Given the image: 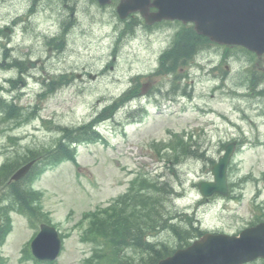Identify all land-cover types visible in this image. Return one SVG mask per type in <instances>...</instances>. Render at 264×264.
I'll use <instances>...</instances> for the list:
<instances>
[{
    "label": "rangeland",
    "instance_id": "1",
    "mask_svg": "<svg viewBox=\"0 0 264 264\" xmlns=\"http://www.w3.org/2000/svg\"><path fill=\"white\" fill-rule=\"evenodd\" d=\"M31 5L36 11L29 10ZM116 5L101 6L93 0H76V10L72 12L69 7L65 9L63 0H42L37 4L33 0H0V29L3 28L5 32H0V61L5 53L8 62L26 55L33 58L51 56L53 58L44 73L46 79L51 76L58 78V71H87L97 75L95 79L88 75L76 78L74 85L58 90L46 101H41L45 104L44 109L38 117L15 128L19 138L13 141L8 136L9 128L5 130L0 123V150L7 141L9 149L17 154H24L31 148L44 157L49 155L51 149H56V143L62 137L56 125L74 126L90 119L131 86L139 83L143 86L149 77L152 86L148 93L158 92L159 88L165 91L172 85L175 75L154 72L161 66L162 52L172 45L178 25L161 26L152 32L140 28L118 41L130 17L120 19ZM64 20H74L75 26L66 34L63 51L49 54L47 35L50 32L59 33ZM203 45L209 47L203 48L194 60L201 62L205 68L181 66L178 69L181 89L186 84L187 91L191 87L189 91L192 95L181 98L180 102L169 103L163 99L164 92L160 91L161 101L148 103L146 117L132 112L126 118L128 112L121 109L117 116L128 122L125 128L114 119L104 122L100 129L106 137V143L100 139L90 143L82 141L78 145L79 165L62 162L59 166L48 168L35 182V186L45 194L42 207L50 212L49 217L42 215V218H51L61 232L69 233L62 255L53 264H80L90 254L92 243L80 238L85 227L78 225L83 212L113 202L129 190L131 179L136 173L160 175V180L172 183L181 191L178 198L165 196L169 212L193 207L201 196L199 182L212 179L213 162L205 160L199 151L206 150L207 157L217 161L226 144L242 136L243 131L246 133L243 140L248 143L238 145V152L230 164V194L205 201L199 208V216L204 229L233 234L251 225L256 214L262 212L254 195L256 190L262 188L261 199L264 201V112L257 116L258 109L254 105L264 107V97L241 96L240 99L239 93L234 90L238 85L243 90L248 87L247 81L241 85L240 77L248 78L250 55L237 52L235 48L227 50L214 43L204 42ZM116 47L118 51L114 55ZM223 53L227 54V59H222V62ZM241 57H245L246 61L241 62ZM210 59L217 63L216 67L220 65L211 73L207 70ZM260 65H264L263 59ZM16 74L15 70L0 67V82L14 78ZM214 77H217L215 80L218 83L225 84L224 89H213ZM47 84L48 81H44L45 87ZM15 99L21 104L14 110L15 114L29 116L31 108L27 109L24 105L29 104L31 98L23 96ZM239 105L248 109L243 110ZM243 111L248 115L247 118L241 117ZM136 116L141 118L138 123L133 122ZM12 117L5 120L12 121ZM251 117L257 121L256 124ZM42 119L51 121L48 128ZM183 131H186L187 137L193 134L192 139H185L197 152L194 155L186 154L179 148V160L182 162L173 171L164 162L170 165L175 162V150L161 148L163 154L160 155L155 144L159 146L163 144L162 141L175 138V132ZM5 159L6 154H1L0 166ZM254 174L260 178L259 182L252 180L254 176L250 175ZM4 182L0 186L1 221L3 209L10 211L12 201L11 186ZM26 182L28 179H23L20 184ZM138 188L140 193L146 191L141 186ZM11 215L13 230L0 247L6 256L2 264H36L31 258H23L26 242L34 236L36 228L30 226L27 216L12 210ZM182 220L179 216L177 222ZM87 222L86 219L83 221ZM151 239L168 242L174 248L181 242L168 228L157 231ZM127 252L136 258L141 257L140 250L130 248ZM252 264H264V260Z\"/></svg>",
    "mask_w": 264,
    "mask_h": 264
},
{
    "label": "water",
    "instance_id": "2",
    "mask_svg": "<svg viewBox=\"0 0 264 264\" xmlns=\"http://www.w3.org/2000/svg\"><path fill=\"white\" fill-rule=\"evenodd\" d=\"M110 0H100L101 3ZM151 5L159 8L150 12ZM122 17L140 10L149 22L164 17L194 20L199 31L221 42L241 43L264 53V0H121ZM233 145L226 148L213 166L214 181L201 183L205 195L214 191L228 192L226 169ZM32 162L20 168L14 178L23 176ZM34 253L45 259L55 258L61 247L56 229L47 224L32 243ZM264 256V223L244 229L239 236L206 233L175 255L158 264H239Z\"/></svg>",
    "mask_w": 264,
    "mask_h": 264
},
{
    "label": "trees",
    "instance_id": "3",
    "mask_svg": "<svg viewBox=\"0 0 264 264\" xmlns=\"http://www.w3.org/2000/svg\"><path fill=\"white\" fill-rule=\"evenodd\" d=\"M202 39L201 35L195 33L193 29H188L178 35L176 48L169 49L164 53V58H170L171 64L166 65L168 69H176L177 61L181 55L192 54L196 49V44ZM190 44V46H188ZM90 126V124H89ZM87 126H81L76 132L82 134ZM79 138V137H77ZM64 156L74 159V153L71 150H65ZM17 159V161L4 166L0 171V184L11 171L27 161V158ZM60 159H55L50 155L47 163H55ZM16 165V166H15ZM39 171H34V175ZM30 177V180L34 178ZM140 186L144 187V192L140 193L138 187L133 186L132 191L120 196L110 207L93 212L90 215V223L86 230L85 239L91 238L97 243L95 254L88 259L87 264H154L160 258L173 252V248L165 242L154 243L147 240V235L154 234L161 229H170L180 239V245L190 242V238L203 233V230L194 226L193 217L184 215L185 222H177L176 216L179 215L169 212L165 204V196L172 192V187L168 182H152L146 178L142 180ZM12 201L11 208H17L30 215L40 217L44 215L40 205L41 192L34 190L28 185L23 187L20 183L11 184ZM3 218H6V233L10 229V211L4 208ZM1 236V235H0ZM3 239V236L0 237ZM131 246L133 249H140L142 256L137 260L124 253L125 247ZM4 262V257L0 253V263Z\"/></svg>",
    "mask_w": 264,
    "mask_h": 264
},
{
    "label": "flooded vegetation",
    "instance_id": "4",
    "mask_svg": "<svg viewBox=\"0 0 264 264\" xmlns=\"http://www.w3.org/2000/svg\"><path fill=\"white\" fill-rule=\"evenodd\" d=\"M46 72V70L44 68H41V70L39 71V73H44ZM29 75H34L33 73H29ZM36 79H40V78H43L44 80H46L45 76L44 75H41V76H35Z\"/></svg>",
    "mask_w": 264,
    "mask_h": 264
}]
</instances>
